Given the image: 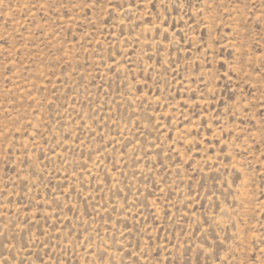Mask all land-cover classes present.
Returning <instances> with one entry per match:
<instances>
[{"label": "rangeland", "instance_id": "obj_1", "mask_svg": "<svg viewBox=\"0 0 264 264\" xmlns=\"http://www.w3.org/2000/svg\"><path fill=\"white\" fill-rule=\"evenodd\" d=\"M0 264H264V0H0Z\"/></svg>", "mask_w": 264, "mask_h": 264}]
</instances>
